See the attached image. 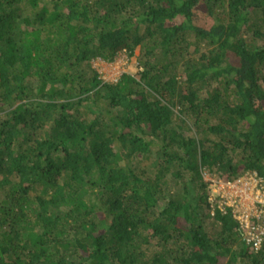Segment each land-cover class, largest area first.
<instances>
[{
	"label": "trees",
	"instance_id": "obj_1",
	"mask_svg": "<svg viewBox=\"0 0 264 264\" xmlns=\"http://www.w3.org/2000/svg\"><path fill=\"white\" fill-rule=\"evenodd\" d=\"M205 175L264 186V0H0V264H264Z\"/></svg>",
	"mask_w": 264,
	"mask_h": 264
},
{
	"label": "rangeland",
	"instance_id": "obj_2",
	"mask_svg": "<svg viewBox=\"0 0 264 264\" xmlns=\"http://www.w3.org/2000/svg\"><path fill=\"white\" fill-rule=\"evenodd\" d=\"M139 50H135L134 55L130 58L125 53H119L118 57L112 63H106L101 60H95L92 62V67L100 74L101 79L104 82H116L122 73H131L136 75L139 72L137 66ZM250 176H243L232 183V187H229L226 182L217 181L205 175V180L210 183L209 185V200L211 205L216 203L219 208L224 206L233 208L236 218L256 217L258 212H255L250 196L256 194V183ZM240 181V182H238ZM235 184V185H234ZM243 192L246 194V199L243 196ZM248 199V200H247ZM213 210L210 214H213Z\"/></svg>",
	"mask_w": 264,
	"mask_h": 264
},
{
	"label": "built area",
	"instance_id": "obj_3",
	"mask_svg": "<svg viewBox=\"0 0 264 264\" xmlns=\"http://www.w3.org/2000/svg\"><path fill=\"white\" fill-rule=\"evenodd\" d=\"M249 178L253 179V181H255L256 186H255V190H256V194L252 196H250L251 202L254 205L253 208L255 209V212H258V215L256 217H251L247 218L246 220H244V217L242 218H238L239 222H240V229L242 231H244L245 235H246V242L247 245H251L254 243V247H256L258 245V240L257 238L263 233V230L259 227L256 226L254 223V218H258L259 215L264 212V191H263V184H262V180H258L256 178H254V176H250ZM240 182V181H238ZM227 185L229 187H232V183H227ZM235 185V184H234ZM243 196L246 199V194L245 192H243ZM248 200V199H247ZM262 205V207H258V205Z\"/></svg>",
	"mask_w": 264,
	"mask_h": 264
}]
</instances>
